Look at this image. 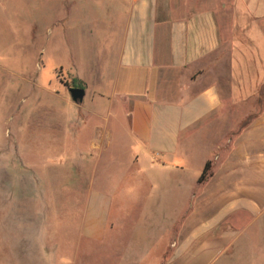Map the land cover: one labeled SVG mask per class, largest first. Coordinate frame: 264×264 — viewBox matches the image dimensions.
I'll list each match as a JSON object with an SVG mask.
<instances>
[{
  "label": "crops",
  "instance_id": "crops-1",
  "mask_svg": "<svg viewBox=\"0 0 264 264\" xmlns=\"http://www.w3.org/2000/svg\"><path fill=\"white\" fill-rule=\"evenodd\" d=\"M88 1L82 16L95 29L104 8L106 39L89 69L68 71L95 102L90 113L120 123L128 175L138 181L123 197L141 193L145 206L169 203L186 212V237L169 241L177 247L171 264L201 260L191 258L195 245H205L204 259L215 262L241 240L244 222L264 214V0ZM95 132L93 149L109 137L107 127ZM200 133L201 173L210 163L202 184L201 173L188 177L176 167L187 165ZM172 178L175 189L167 191L162 181ZM89 197L86 234L100 239L99 212L108 202L92 191Z\"/></svg>",
  "mask_w": 264,
  "mask_h": 264
},
{
  "label": "rangeland",
  "instance_id": "rangeland-1",
  "mask_svg": "<svg viewBox=\"0 0 264 264\" xmlns=\"http://www.w3.org/2000/svg\"><path fill=\"white\" fill-rule=\"evenodd\" d=\"M90 8L88 0H0V264H171L177 247L169 241L186 237L180 206H145L141 193L123 197L138 181L128 175L120 123L93 116L88 94L80 105L70 100L68 70L89 69L108 30L104 8L95 29L83 18ZM106 127L108 140L93 149L95 130ZM205 136H194L187 165L176 166L188 177L201 173ZM121 168L126 177L116 178ZM173 182L162 181L167 191ZM91 191L108 202L100 239L86 234ZM236 235L241 240L215 262L204 259L205 245H195L191 258L264 264V214Z\"/></svg>",
  "mask_w": 264,
  "mask_h": 264
},
{
  "label": "water",
  "instance_id": "water-1",
  "mask_svg": "<svg viewBox=\"0 0 264 264\" xmlns=\"http://www.w3.org/2000/svg\"><path fill=\"white\" fill-rule=\"evenodd\" d=\"M67 92L69 94L70 100L74 104L79 105L83 102V99L85 97V90L83 88L70 87L67 89Z\"/></svg>",
  "mask_w": 264,
  "mask_h": 264
},
{
  "label": "trees",
  "instance_id": "trees-1",
  "mask_svg": "<svg viewBox=\"0 0 264 264\" xmlns=\"http://www.w3.org/2000/svg\"><path fill=\"white\" fill-rule=\"evenodd\" d=\"M72 85H73V87H78V88L84 89V85L77 79L72 80ZM209 172H210V163L207 162L204 165L203 171H202V173L198 179V184H202L203 182H205L208 179V177L210 175Z\"/></svg>",
  "mask_w": 264,
  "mask_h": 264
}]
</instances>
